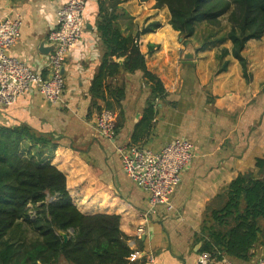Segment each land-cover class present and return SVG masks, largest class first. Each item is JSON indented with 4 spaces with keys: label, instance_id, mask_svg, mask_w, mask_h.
<instances>
[{
    "label": "crops",
    "instance_id": "obj_1",
    "mask_svg": "<svg viewBox=\"0 0 264 264\" xmlns=\"http://www.w3.org/2000/svg\"><path fill=\"white\" fill-rule=\"evenodd\" d=\"M65 1L0 0V18L9 15L22 20L20 39L9 53L45 76L51 74L47 63L57 48L48 34ZM86 2L82 40L63 64V101L51 104L33 86L13 105L0 110V125L28 126L49 138L52 151L47 153L48 160L65 174L77 207L85 214L120 215L121 230L128 238H136L137 227L144 224L149 234L137 238L136 244L153 251L154 264H201L196 247L207 206L240 172L254 169L256 159L264 156V57L257 67L252 60L256 53L249 54L247 80L231 54L220 58V46L229 48L231 42L219 45L217 35L209 42L218 47L195 42L196 58L185 60L186 41L169 23L168 7L150 9L139 0H122L119 6L129 17L121 19V29L124 34L140 32L137 38L147 67L159 76L167 96L155 99L157 113L151 126L138 130L151 87L142 70L127 72L121 67L117 76L104 83L106 99H99L102 109L117 115L116 135L107 139L97 131L102 109L98 111L91 95L106 53L97 24L100 3ZM152 22H160L161 27L141 33ZM227 60L229 65L220 71ZM106 84L123 87L124 97L117 101ZM136 132L140 134L135 142ZM175 138L191 141L192 161L170 196L173 208L161 205L145 219L149 193L127 177L118 147L137 144L159 150ZM31 236L30 231L27 237ZM218 256L221 253L217 260ZM262 256L264 243L248 261L224 255L232 264H254ZM60 264L71 263L62 259Z\"/></svg>",
    "mask_w": 264,
    "mask_h": 264
},
{
    "label": "trees",
    "instance_id": "obj_2",
    "mask_svg": "<svg viewBox=\"0 0 264 264\" xmlns=\"http://www.w3.org/2000/svg\"><path fill=\"white\" fill-rule=\"evenodd\" d=\"M122 0H99L98 30L106 53L91 88L92 101L100 111L99 99L105 100L104 83L124 71L142 70L151 87V99L138 130L151 126L157 113L156 98L167 92L159 76L147 67L137 34H124L120 21L129 17L119 6ZM150 9L168 7L169 23L187 40L195 43L197 27L204 23L211 34L221 31L223 19L229 29L219 40L231 42L223 48L221 59L231 54L237 59L247 80L250 42L264 37V0H139ZM161 27L148 24L141 33ZM220 29V30H219ZM210 34V35H211ZM229 65L227 60L220 71ZM107 90L117 101L125 95L123 87ZM137 130V132H138ZM135 133L136 142L140 133ZM52 151L49 138L28 126L0 125V264H146L145 259L131 262L132 249L121 230L118 214H85L73 202L65 174L48 160ZM54 198L52 202H48ZM46 203L42 204V202ZM34 210V211H32ZM33 214L35 216L33 217ZM264 156L255 168L240 172L209 203L198 241L201 251L250 260L264 243ZM32 235L27 237V233ZM69 234L65 241L59 234ZM221 256H218L220 258Z\"/></svg>",
    "mask_w": 264,
    "mask_h": 264
},
{
    "label": "built area",
    "instance_id": "obj_3",
    "mask_svg": "<svg viewBox=\"0 0 264 264\" xmlns=\"http://www.w3.org/2000/svg\"><path fill=\"white\" fill-rule=\"evenodd\" d=\"M86 0H66L57 13L56 25L49 31L48 38L57 48L51 54L47 67L50 76L37 72L31 66L9 53L20 39L22 20L20 16L5 15L0 18V110L13 105L19 97L33 86L46 101L58 104L63 101L65 78L63 64L69 51L78 46L85 31ZM117 115L110 109H102L96 120L98 133L107 139L116 135ZM193 144L185 138H175L159 150L141 145L118 147L122 153L123 168L128 178L149 193V204L145 219L158 211L159 206L173 208L171 194L181 183L184 168L192 161ZM149 233L144 224L139 225L135 236L128 238L132 249L131 262L145 259L146 264L155 263L153 251L141 249L136 239ZM219 252L201 251V264H232L224 256L217 260ZM254 264H264V256Z\"/></svg>",
    "mask_w": 264,
    "mask_h": 264
},
{
    "label": "rangeland",
    "instance_id": "obj_4",
    "mask_svg": "<svg viewBox=\"0 0 264 264\" xmlns=\"http://www.w3.org/2000/svg\"><path fill=\"white\" fill-rule=\"evenodd\" d=\"M164 8H166V7H164ZM164 8H161V9H164ZM212 27H208V26H206L204 23H202V24H200L198 27H197V29H196V34L194 35V36H196L195 38H196V42H197V44L200 46H208V45H210V40H211V42L214 40V38L218 35V36H220V35H222V33H224V32H226V30H228L229 29V26L227 25V21L225 20V19H223V26H222V29H221V31H219L218 33H213V34H211V32H212ZM213 30H215V32L218 30L217 28H214ZM220 30V29H219ZM211 34V35H210ZM185 41H186V39H185ZM228 40H222L220 43H219V45H222L221 43H225V42H227ZM193 43V42H192ZM212 44V43H211ZM219 45H210V46H208L209 48H214V47H218ZM211 46H213V47H211ZM224 46V45H223ZM223 46H220V47H222L221 48V50L223 49V48H225V47H223ZM229 48H231V44H230V47ZM246 52H247V54H248V61H247V73H249L248 72V70H249V67H250V64H249V62L251 61V59L249 58V54L251 53V52H255L256 54H254V58L252 59L254 62H256V64H257V67H260L261 66V63L263 62V57H264V37L262 38V40H260V42H255V41H252V42H250V45H249V47H248V49L246 50ZM241 66V65H240ZM241 68H242V66H241ZM243 69V68H242ZM32 211H34V210H32Z\"/></svg>",
    "mask_w": 264,
    "mask_h": 264
},
{
    "label": "water",
    "instance_id": "obj_5",
    "mask_svg": "<svg viewBox=\"0 0 264 264\" xmlns=\"http://www.w3.org/2000/svg\"><path fill=\"white\" fill-rule=\"evenodd\" d=\"M184 38H185V37H184L183 35H181V39L183 40ZM56 46H57V45H56ZM182 57H183V59H185V60H193V59L196 58V49H195V46H194V44H193L191 41H189V40L186 41V47H185V51H184ZM53 200H54V198H50V199L48 200V202H52ZM44 203H46V201L42 202V204H44ZM59 234L63 237V239H64L65 241H67V240L69 239V234H68V233H66V232H64V231H59ZM201 245H202V242H200V243L197 245L196 249L199 250L200 247H201Z\"/></svg>",
    "mask_w": 264,
    "mask_h": 264
}]
</instances>
